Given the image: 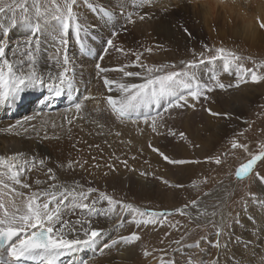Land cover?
<instances>
[{"label": "bare ground", "instance_id": "bare-ground-1", "mask_svg": "<svg viewBox=\"0 0 264 264\" xmlns=\"http://www.w3.org/2000/svg\"><path fill=\"white\" fill-rule=\"evenodd\" d=\"M143 2L145 4L147 0H131L130 7L129 5H126L125 9L119 10L122 14V17L127 20L130 12L134 13L135 16L138 9L143 5ZM175 2H178V7H180V2L190 3V6H187L185 8L190 13L192 12V17L196 18L198 22H200V24L202 23L204 25H209L210 22L213 23L217 19L218 21H222L224 27L228 30L229 35H231V38L235 42V44H238L240 46H247L254 49L258 45H261L264 41V29L260 28L258 22V19L259 21H264V0H179ZM184 6H186V3ZM86 8L88 9V11L84 10L83 13H81L80 11L78 13L76 12L78 21L82 25L83 30L81 31L79 37L77 39H74L73 43L68 42L67 45V54L72 61V68L74 69L72 72L73 90H66L60 96H55V94L49 91L46 87L28 88L21 92L14 101L9 100L4 104H0V155L11 156L15 153H23L24 158L29 160L35 157L37 162L36 167L31 168L30 171H26L24 178L26 179L27 183L32 185V191H35L37 189L42 191L49 186V183L45 181L46 188L35 184V181L38 179V172H40V174L42 175H44L45 173L41 168L42 165L39 164V160H44L45 165L48 164L50 166H55L56 169H54V171L58 170L60 172L58 173L59 176L56 175L57 180L52 182H56V184L68 183V181H66V176H64L66 175V173L64 174L62 172L65 170L64 172H70L71 174H74V170L67 168V162H65L64 159H67L68 157L60 153L63 151H70L75 153L76 157H78L75 148V145L77 144L78 150L84 151L82 152L84 153V155L81 154V157L79 156V158H81L82 163L85 162L84 168L86 167V169L89 170H87L88 172L86 173L83 172L84 175L79 172L73 177L81 179L85 177L87 179V181L83 184V190H87L95 183H98L99 185H104L113 190H122L127 195V197H129L128 199L136 198V203L138 204L146 203L145 200L147 198L150 199L155 196L162 198L165 196V191L163 190L164 188H161L163 187L164 183L160 182V180L151 179L149 177L150 172L148 170L146 171L144 169L145 167L143 168V162H145L148 166L150 164L152 166L153 163H151V161L154 162L153 165H156L158 163L161 164L160 166L166 165L165 163L167 161H165L157 152L153 151V148H159L170 158L172 154L176 155V153H180L181 151L179 152V149L182 148L186 150V154L184 157L190 158L192 154L196 152L191 149V145L182 144L184 141H181V144L176 145V136H179V133L183 132L185 135L186 133H189L193 137L196 131H199L200 127V129H202L203 126L204 130H206L207 132V135H209L203 140L201 148H199L197 151L199 154H203L205 153V151L207 152L210 149L212 150L217 142L222 141L223 137H225L224 135L227 128L229 129V124L232 122L229 121V119L224 120L225 117L223 115L218 117L208 116L203 120L201 119L203 122L196 121L201 117V115L199 114V110H195L197 102H194L191 99L189 100V105L194 103L195 106H189L187 115H181L179 118L175 119L173 121L174 126L167 125V122H172V120H168V117L171 115V109L167 112L164 111L166 107L165 103H162L160 106H154L150 108V110L154 108L159 109L158 112L162 117V122L158 120L159 126L156 133L152 132L150 123L145 124L143 122V119L120 120L117 119L113 113H111L113 122L108 123L104 121V110H107L106 97L110 94L119 95V93L115 90V94L114 92L108 91L107 86H105L103 83L104 75H107L108 79L122 80L123 82L132 83H139L141 82V79L137 77L125 78L122 76V74H116L113 71L105 74L99 73L98 69L95 67L97 64H99L101 68L109 69H114V66H116L111 62L113 57L111 58L108 56L107 62L106 59L104 61H98L99 57H97L98 55L101 56L100 54L102 49V40L99 39V34H103L106 36L107 33L112 34V29L116 27V25H114L116 23H114L113 21V18H116V12L109 10L110 12L114 13L113 15L107 16L110 19L109 20L100 11H97V9L108 10V8H106L105 6L101 7V5L99 6L95 4H89ZM90 12L97 17L92 16V20ZM152 12L155 13L153 15H151V13L146 14L150 17L148 23L150 29L152 30L151 35H143V32L141 33L140 31L142 29V25L137 26L138 33L140 32V34L139 38L138 33L136 36L139 39L138 42H140V40L142 39L145 45L143 46L144 49H153L155 46H157L156 44H154L156 42L163 43L165 45H172L171 47L175 45L181 46L182 48L187 46V49H189L193 45V42H196L192 39L194 38V35L192 33L191 36H188L183 32L184 27L183 29H181L183 24L180 27L181 30L175 28V26L173 25L175 23L173 19H169L167 16H165L168 15L170 18H174L175 14H179L177 10H173L168 13H164L161 10H155ZM0 18L3 27L9 29V49L7 51L8 58L26 60L27 58L22 56L21 53L23 52V41L30 35L29 28L23 23H17V25L13 27L10 18H7L5 16H1ZM180 20L182 19L180 18ZM191 23L193 24V22ZM88 25L90 27H88ZM42 29L43 30L40 33L41 45L40 51L38 53V62L35 67L37 68L38 72L44 74L45 79H47V74L49 73V71H45V68L47 66L52 67V69H50L52 72L50 73L54 76L58 73L54 72V70L57 71L60 70V68L55 62V56H50L48 54L52 50V48L51 50L47 48L50 44L48 40L47 42L44 41V47H46V51L48 53L46 54L43 52L44 47L42 38L44 39V35L46 34L49 37H51L50 35L52 34L58 35L59 26L56 22H53L49 25L47 24V26H45V24L42 25ZM1 31H3V29H0V32ZM113 31H115V29H113ZM125 34L126 33L118 35V37H120V40L123 42V37L125 36ZM93 35L94 37L98 36L96 40L90 39ZM110 37H108L107 39H109ZM112 38H114V36ZM143 38L146 39L143 40ZM56 39L57 36H54V43H56ZM107 39H105V42ZM127 42L129 41H126V43ZM17 43L21 44L20 48L16 47ZM132 44L134 47H139L137 44H135V42H133ZM80 45L84 46L86 51H80ZM126 45L124 44V46L122 47H125V49H127L128 47ZM139 49L141 48L139 47ZM12 52H16L17 56L13 57ZM103 56L105 57V54ZM125 56L126 55H124V57ZM131 59L134 58H131L130 56V62ZM93 62L96 63L92 65ZM221 64L223 65V63ZM219 67L221 68V65H219ZM232 68H230L231 72ZM197 71L200 70L197 69ZM212 75L215 74L213 72L208 73L206 71L198 73V76L200 77V80L202 82H204L203 80L205 78H208L207 82H210V77ZM230 92L232 94L233 91ZM234 93L231 95V100L226 98L225 100L223 99L225 93L223 94V97L216 96L218 97L217 100L220 103L217 102L218 105L216 104V106L212 107L215 110H218L217 113H226L228 107L231 110L229 112L231 116H234L233 114H231L232 112L237 114L245 112V109L248 108L247 106L248 102H250L249 100L253 97H250L248 91L244 92V94H241L240 96H236V93ZM83 96L95 97L96 99H88V102L84 101V106L79 112H77L74 107L70 109L64 108L71 97H76L78 102H80L81 100H83ZM233 97H236L235 100H233ZM237 101H239V104H241V106L238 105L240 106L239 110L234 111L236 108L235 106L237 105L234 103H238ZM45 104L53 107L54 109L46 112V110L40 108L41 105ZM28 116H33L34 119L31 121H25V117ZM75 119L76 121L73 123V126H71L70 124ZM18 120L21 121L20 125H16V121ZM143 124L145 127L147 125V130L141 128V125ZM10 125L16 126L10 128ZM67 125H69L68 129H71L72 132L66 137L62 132H64V127H67ZM72 128H75V130H73ZM43 130H46L44 139L40 137V135H43ZM170 130L177 133V135H170ZM93 131L95 133H93ZM29 140L31 141L29 142ZM23 142L25 144L29 142L30 146H25ZM104 142L106 143V147L108 146V149L111 153L106 150L105 156L108 158L103 157V164H100L96 157H93V159L91 158L92 156L97 155V153H94L96 149L95 151H92V146L94 147V145L96 146V144H99V146L101 144L103 146ZM70 145L72 146L69 150ZM149 145H151V147ZM181 155L183 154L181 153ZM67 156L69 155L67 154ZM68 160H70V158ZM124 161L127 162V166H125V164L123 163ZM60 165H65V167L62 168L60 167ZM192 165L193 164L184 168L186 171V173H184V176H181V173L174 179L172 178V180L169 175H163L162 179L164 180L165 178L172 184L175 181L183 182L184 178L190 181V177L192 178L193 173L191 170L194 167V165ZM98 167H100V169L103 171L100 172L99 169L98 172L96 170L98 169ZM33 169H36L37 171ZM86 169L84 171H86ZM3 170L4 166L0 165V171ZM73 185V183H68V186ZM222 187L223 186L215 187L213 191L208 192L210 193L209 196L222 197V194L224 192V189H222ZM21 190L25 192L29 191L26 189ZM97 196L98 193H92L89 199H95L97 198ZM174 197L175 195H173V201L178 202ZM256 197H258L259 200L262 198L263 201H258V203L250 202V205H247L242 211V213L245 214L240 213L243 216L241 217L240 215V217L246 219L239 220L240 217L238 216L239 218L237 217L234 221L235 223H233L232 225V231L230 230L232 232L231 235L224 239V242L219 239L221 246L219 247V254L214 259L216 260L218 258V264H264V180H262L261 182L259 181V191L256 194ZM205 198L206 197L204 196L203 199ZM251 203L253 205H251ZM104 205L107 206V203L103 202L101 204H98L97 207L100 209H104ZM200 205H202V203L198 202V208ZM50 207L52 206L50 205ZM198 208L191 207L193 212L198 211ZM83 214L86 219H90L91 223H94L91 224V227L107 226L110 227V231H104V236L102 235L97 239L96 244H98L100 248L97 249L95 246H92L90 248L82 249L79 252L72 254L71 256H62L59 258L58 264H64V262H69L71 259L75 261L79 258L87 260L88 264H139V262L143 259V253L145 249L142 246L143 243H141V240L132 244L122 242L119 244V246H112V248L110 249H104L103 254H101V249L103 248V245L105 243L110 244L112 239H118L119 236H127L134 231L131 230L127 231V233H120L122 230L117 229L125 226L126 222L124 220H119L114 223L115 225L113 227H111V223H109V221L111 220H109L107 217H113V219H115L122 216V219H126L129 216H132L131 213L122 212L121 214L118 213L117 215L105 216L103 212H100L98 215H87L86 213L81 212V210L79 209L75 210L74 212L66 211L63 215V219L67 220L68 224L64 228L68 227L69 224L77 225L78 227L77 229H75V231H73L72 229L70 233L67 232L65 234L66 239H84L82 228L88 227V225L84 223ZM77 220H80L81 224H76ZM221 220L222 222H224L225 215L221 218ZM130 221L132 222L131 218ZM247 225L249 226V229L248 227L246 229ZM58 227L59 225H57V228ZM236 231L237 233H235ZM190 245L191 244L187 245L185 249H187L186 253H188V255H195V257L191 258V262H194V264H210V262L213 261L211 260L208 263L206 258L202 257L204 256V254L201 250L195 252V254L193 255L194 249H192L193 247H190ZM243 249L245 250L243 251ZM233 252H235V254ZM238 253L242 254L238 255ZM178 255L181 256L180 252L178 253ZM157 257L158 256H156V254L149 255L147 258V264H159L161 261L159 258L157 259ZM64 258H67V260L65 261ZM183 262H185V259L183 260ZM186 262H189V260H186ZM178 263L180 264V260H177L176 264Z\"/></svg>", "mask_w": 264, "mask_h": 264}, {"label": "snow or ice", "instance_id": "snow-or-ice-1", "mask_svg": "<svg viewBox=\"0 0 264 264\" xmlns=\"http://www.w3.org/2000/svg\"><path fill=\"white\" fill-rule=\"evenodd\" d=\"M77 0H11V3H6L5 0H0V15L10 18L11 24L15 27L17 21V11L22 13L20 18L21 23L26 25L30 30V35L23 41L22 56L27 59H9L7 51L9 49L8 34L9 29L4 28L0 32V104H4L9 100L14 101L17 96L28 88H47L53 92L55 96H60L66 90H73V68L72 61L67 54L68 39L67 34L73 26L77 37H79L82 25L78 21L77 13L74 11V6ZM104 16H110L114 13L107 9H97ZM129 23H135L131 15L128 16ZM140 20H144L145 16H140ZM50 21L59 23V32L57 35V55L55 62L60 70L54 76L50 72L45 75L38 72L35 67L38 62V53L40 51V33L42 25L48 24ZM259 26L264 29V21H259ZM187 32V29H185ZM115 35V33H113ZM190 35V33H189ZM17 48L21 47L20 43L16 44ZM113 39L106 40V47L103 53L107 54L108 49L114 48ZM205 51L208 53L214 52L213 55H205L201 52L200 59L190 61H181L182 67L178 71H169V67L175 65H146L141 62L142 53H135V61L133 66L139 67L142 71H128V65H120L117 68H101L96 65L99 73L105 74L110 71L119 72L125 78L137 77L141 79L139 83L123 82L122 80L108 79L107 75L103 77V83L107 86L109 92L114 90L119 95H108L106 97L107 111L113 113L117 119L123 120L131 118L134 114L140 113L141 109L160 106L166 104L164 109L167 112L170 109H182L186 106L194 107L195 104L189 105V100L198 102L201 98H207V93L215 88L225 89L239 87L242 83H247L250 77L251 82L259 84L264 82V73H260L258 68H264V64L258 68H245L241 62L242 57L224 47L209 48L204 45ZM117 51L123 53L124 49L119 48ZM131 50H129L130 52ZM146 51L151 52L148 48ZM12 56L16 57L17 53L12 52ZM101 55L99 59L103 60ZM248 59H251L250 57ZM217 60L224 62V70L232 67L236 68L237 81L235 84L225 85L220 81L219 75H212L210 82H202L196 74V69L205 63H215ZM88 99H96L95 97L85 96L80 102L74 104V108L79 112L84 101ZM213 116H225L230 118L229 113H217L208 109ZM33 116L25 117V121L33 120ZM143 122L150 123L153 133L157 132L158 120L162 122L161 114L158 112L156 116L143 115ZM21 121H16V125H20ZM16 125H10V128ZM170 135L175 136L177 133L170 130ZM181 138H185L183 132L179 133ZM151 147V145H149ZM233 149H242L248 152V145L240 143L233 139L231 142ZM98 147V146H97ZM165 161L172 165H186L192 163H200V161H190L185 159H171L159 148H153ZM250 158L246 162L241 163L235 171V177L239 180L249 178L253 175L257 179L264 180V176L259 173H254L255 166L259 162H264V146L262 150L256 154L249 153ZM206 161H214L220 165L222 160L217 157H206ZM36 159L31 160L24 158L23 153H15L11 156L0 155V165L4 166V170L0 171V248H4L8 259L0 258V264H21V261L40 260L41 264H58L60 257L79 252L82 249L94 246L97 239L103 235L104 230L91 227V221L85 220L84 223L88 227L82 228L84 239H66L64 235V227L68 224L67 220L63 219L64 213L74 212L79 209L87 215H98L103 212L105 216L117 215V209L121 212L132 214V222L139 226L163 224V218L171 215L169 212H157L152 210H141L131 203H124L114 199L112 196L104 192H99L97 198L89 199L91 194L97 192L95 188L89 187L83 190L82 185L74 183L73 186L51 183L44 190L32 191V185L26 182L25 173L31 168L36 167ZM44 160H39L40 165H44ZM127 166V162H123ZM79 164V161L69 160L67 168L72 169ZM83 167L82 164H79ZM65 167V165H60ZM47 174L50 181H56L57 177L52 168L47 169ZM45 183L37 179L36 185ZM163 183L168 184L167 180ZM195 186V182H193ZM174 188H182V184H172ZM21 189L29 190L27 192ZM106 202L108 207L100 209L97 207L99 203ZM191 207L198 208V200L190 202ZM50 205L52 207H50ZM190 205L185 204L180 208L175 209L176 213L188 215L186 211ZM139 217V218H137ZM76 224H81L80 220ZM57 225L59 227L57 228ZM75 231V229H73ZM224 229L223 226L218 228L216 235L219 238ZM141 236L138 232L133 231L127 236H119L118 239H112L111 243H105L101 249L103 254L104 249H110L119 243L125 242L132 244L140 241ZM179 243V241H177ZM219 248L220 241L217 239L214 244ZM190 247H199V242ZM144 255L148 256L151 253L145 251ZM69 264H76L75 261ZM79 264H88L87 260H81ZM163 264V261H161ZM168 264H175V261H169ZM190 264L194 262L190 261ZM210 264H218V258L210 262Z\"/></svg>", "mask_w": 264, "mask_h": 264}, {"label": "rangeland", "instance_id": "rangeland-1", "mask_svg": "<svg viewBox=\"0 0 264 264\" xmlns=\"http://www.w3.org/2000/svg\"><path fill=\"white\" fill-rule=\"evenodd\" d=\"M175 1H179V0H147V2L145 4L143 2L142 3L143 5L138 9L137 14L135 16H134V13H132V12H130V14H129V15H131V17L135 21V23L127 22L128 19L126 20L125 18H123L122 14L119 11L120 9H125L126 5H129V7H130L131 0H111V1L110 0H77V4L74 6V9H75L74 11L77 13L79 11L81 13H83L84 10L88 11V9L86 7L89 4H95V5H99V6L101 5V7L105 6L106 8H108V10L116 12V18H113L114 23H116V24H114V25H116V27L113 28V29H115V31H113V29H112V31H111L112 34L107 33V36L103 35V34H99V39L102 40V43H101L102 49H101L100 55H102L103 49L106 47L105 39H107L108 37H110L112 35L110 38L113 39V44L115 45V47L108 49V52H107V54H105V57L103 58L102 61H104L106 59V62H107L108 56L111 58L113 57L111 62L113 65H116V66H114L115 68H117L120 65H128L129 66L127 68L128 71H134V70L142 71V69H140L139 67L133 66V62L135 61V55H133V54L135 52H137V53H142L141 62L145 63L146 65H149V66H151V65H163V64H168L170 66L175 65V67H169L167 70L178 71L182 67L181 61H190V60H194V59H200L201 57L199 56V54L201 52H205L206 56L215 54L214 52H212V53L206 52L204 45H207L209 48H213V49L218 48V47H224L228 50H232V51L238 53L243 58L241 62L244 64L245 68H248V69L258 68L259 65L264 64V41L261 45H258L254 49L247 47V46H240L238 44H235V42L231 38V35H229L228 30L224 27L222 21H220V20L218 21V19H217L213 23L210 22L209 25H204L202 23L200 24V22H198V20L196 18L192 17V15H193L192 12L190 13L185 8L187 6H190V3L185 2L186 6H184L185 3L180 2L179 3L180 7H178V2H175ZM5 2L11 3V0H5ZM42 2H43V0H42ZM29 3H31V0H29ZM123 6H124V8H123ZM155 10H161L164 13H168V12H171L173 10H177L179 12V14H175L174 18H170L168 15H165V16H167L169 19H173V21L175 22V23L173 22L174 23L173 25L175 26V28L180 29L181 25L183 24L184 26L182 25L181 29H183V27H184L183 32L188 36H191V33H192L194 35V38H195V39L194 38H192V39L194 41H196L195 42L196 44L193 42V45L189 49H187V46H185L183 48L181 46H178V45L171 47L172 45H165L163 43L156 42L154 44H156L157 46H155L151 52L146 51V49H144V47H143L145 45H144L141 38H140L141 39L140 42H138L140 32L138 33V27L137 26L142 25L141 26L142 29L140 31H141V33L143 32V35H145V36L151 35L152 30L150 29V26L148 23V20L150 19V17L147 16L146 14L151 13V15H153L155 12H152V11H155ZM187 11L189 12V14ZM90 15H91L92 20H93L92 16L97 17V16L93 15L91 12H90ZM187 15H188V17H187ZM1 16L2 15H0V17ZM21 16H22V13H20L18 10L17 11L18 23H21V22H19ZM140 16H145V19L140 20L139 19ZM178 16L182 20H180V18ZM106 18L109 19L107 16H106ZM119 18H121V19H119ZM191 22H193V24ZM195 22H196V24H195ZM51 23H53V22L50 21L48 23V25ZM56 23L59 26V23L58 22H56ZM0 25H2L1 24V18H0ZM45 26H47V24H45ZM88 27H90V26L88 25ZM185 28L187 29V32L184 31ZM0 29L2 30V28H0ZM74 31H75V27L73 26V28H71L67 34V39H68V42H70V43L71 42L73 43L74 39L78 38ZM134 32H136V33H134ZM113 33H115V35H113ZM123 33H126L125 36L123 37L124 42L120 40V37H118V35H121ZM137 33H138V38L136 36ZM189 33H190V35H189ZM195 35H197V36H195ZM50 36L51 37H49L47 34L44 35V39L42 38V41H43V47H44V41L47 42V40H48V42H50V44L47 48L50 50L52 48V50L51 51L49 50L50 53H48L46 51V47H44L43 52L46 54L48 53L50 56L51 55L56 56L57 55V46H56L57 44L54 43L53 37L57 36V35L52 34ZM113 36H114V38H112ZM97 37L98 36L94 37V35H93L92 38H90V39L96 40ZM145 39L143 38V40H145ZM125 40L129 41V42L126 43ZM133 42H135V44H137L141 49H139V47H134L132 44ZM124 44L125 45L127 44L126 45L128 47L127 49H125V47H122V46H124ZM177 46H178V48H177ZM119 48H123L124 52L121 53V52L116 50ZM81 49H82V47H81ZM129 50H131L132 53L129 52ZM103 55H104V53H103ZM124 55H126V56L124 57ZM130 56H131V58H134V59H131V62L129 60ZM97 57H100V56L98 55ZM127 57H128V59H127ZM249 57L251 59H248ZM122 58H124V59H122ZM98 61H101V59H99ZM220 61H221V63L224 64V62L222 60H217L215 63H205V64H202L203 66L200 65L197 68L200 71H197V69L195 70L196 74L198 75V73H202L204 71H206L208 73L213 72L215 75H219L220 81L222 83H224L225 85L235 84L237 81V78H238L236 75V71H237L236 68L233 67L232 72L230 71V69H229V71L224 70L223 65L220 63ZM94 63H96V62H93L92 65ZM212 64H214V65H212ZM219 65H221V68L219 67ZM213 67H216V68H213ZM50 69H52V67L47 66L45 68V71L52 72ZM58 71L59 70H57V71L54 70V72H58ZM258 71L260 73H264V68H258ZM115 73L121 74L119 72H115ZM247 79H248V82L242 83L239 87H232V88H225V89L215 88L213 91L207 93L206 99L202 97L201 100L196 103L195 110H199L200 111L199 114L201 115V117L199 119H197L196 121L203 122L202 120L204 118H206L208 116L209 117L213 116L210 114L208 109H211L212 106L214 107V106H216V104L218 105V103H220L217 100L218 97H216V96H222L223 97V94L225 93L223 99L225 100V98H226V99L231 100L232 99L231 95L234 93V91L236 93V96H240L241 94H244V92L248 91V93L250 94V97L251 96L253 97L249 100L250 102H248V106H247L248 108L245 109V112H242L239 114L232 112L231 114H233L235 117L230 115V118L224 116L225 117L224 120L229 119V121H231L232 123L229 124V129L227 128L226 133L224 135L225 137H223L222 141L217 142L215 144V147L212 150L210 149L211 151L210 150H208L207 152L205 151V153H203V154H199L197 152L198 149L201 148V144H202L203 140L209 136V135H207V132H206V130H204L203 126H202V129H200L201 128L200 127L199 131H196V133L193 137L189 133H186L185 138H181L180 136H176L177 137V139L175 141L176 145L181 144L180 142L184 141L182 144L191 145V149L194 150L196 153H193L190 158H187V157H184L186 154V150L180 148L179 152L180 151L181 152L176 153V155H174V154H172V156L170 155L171 158L172 159H185V160L189 159L190 161L198 160L201 162V163H192L194 165V167L191 170L193 173H192V178L190 177V181H188V180H186V178H184V181H183L184 183L180 182V181L179 182L175 181L173 183V184H182L183 185L182 188L177 189V188L172 187L171 182H169L168 184L164 183L163 187H161V188H164L163 190L165 191L164 197L161 198V197L155 196V197L150 198V199L147 198L145 200L146 203L138 204V203H136V198L135 199H133V198L128 199L129 197H127V195L122 190H118V189L113 190V189L108 188L104 185H99L98 183H95L91 187V188H95L98 190L97 192H94V193H99V192L107 193L108 195L112 196L114 199L122 201L124 203H131L134 206L136 205L135 207H138L141 210H152V211H157V212L172 213L171 215H168L167 217L163 218V220H164L163 224L158 223L156 225H146V226H139V227L137 225H134L130 221V218L132 219V216H129L126 219H122V216H120L119 218H115V219H113V217H107L109 220H111V221H109V223H111L110 224L111 227H113L115 225L114 223L116 221L124 220L126 222V225L118 228L117 230H122L120 233H127V231H131V230L138 232V234L141 236V243H143L142 246L145 248L144 253H145V251H147L148 253H151L154 255L156 254V256H158L157 259L159 258L160 261H163V264H168L169 261H175V264H176L177 260H180V264H190L189 262L192 261L191 258L195 257V255H194L195 252H198L200 250L204 254V256H202V257H205L208 263L211 260H214L215 257L219 254L218 253L219 248L214 246L215 241L217 239H220L221 241L224 242V239H226L227 237H229L231 235V233H232L231 228H232L233 223H235L234 222L235 219L238 216L240 217V215H241V217H243L242 214H245V213H242V211L245 209V207L247 205H250V202L258 203V201L259 202L263 201L262 198L260 199L261 200L260 201L259 198L256 197V194L259 191V181L261 182L262 180L257 179L255 177V175H253L249 178L242 179V180H239L235 177V171L238 168V166L241 163L246 162L247 159L250 158L249 153L256 154L259 151H261L262 146H264V82L256 84V83L251 82L250 77ZM203 81L207 82L208 78H205ZM230 91H233L232 94ZM113 92L115 94V91H113ZM254 94H256V95H254ZM229 96H230V98H229ZM84 97L85 96H83L82 99H84ZM235 98L236 97H233V100H235ZM86 101L88 102V100H85V102ZM237 102L238 103H236V102L234 103V104H237L235 106L236 108L234 107L235 108L234 111L239 110V108L241 106V104H239V101H237ZM238 105H240V106H238ZM213 107L211 109L212 112H214V111L218 112V110H215ZM173 110L174 109H171V115L168 117V120L171 119L172 122L166 121L168 123L167 125H169V126H174L173 121L175 119L179 118L181 115H187V113L189 111V106H186L182 109H175L174 111ZM230 111L231 110L228 107L226 113H229ZM237 115H238V118H237ZM242 115H243V117H242ZM213 117H215V116H213ZM219 118H221V117H219ZM103 119H104V121H106L108 123H112L113 117L111 116V112L104 110V118ZM75 121H76V119L73 120L70 125L73 126V123ZM68 126L69 125H67V127H64V132H62L65 134L66 137L68 134H70L72 132L71 129H68ZM146 127H147V125H146ZM146 127L144 126V124L141 125L142 129L147 130ZM150 127H151V125H150ZM72 129L75 130V128H72ZM93 133H95V132L93 131ZM42 134L43 135L42 136L40 135V137L44 139L45 135H46V130H43ZM199 136H201V137H199ZM233 139L238 140L240 143L247 144L248 145V152H245L242 149H233L231 146V142ZM30 141L31 140H29V142ZM29 142L27 144H25L24 142L23 143L25 144V146H30ZM71 146L72 145H70L69 150L71 149ZM75 148H76V152H77L78 157H76L75 153L70 152V151H68V152L63 151L60 154L68 157L67 159H64L65 162H68L69 158L71 160H75V161L80 160L79 164L81 163L83 165V167H80L78 164L74 168H72L74 170V174L73 173L71 174L70 172H64L65 170L62 173H64V174L66 173V175H64V176H66V178H67L66 181H68V183L70 182L73 184L75 183L77 185L84 186L83 185L84 182L87 181V179L85 177H83L82 179L81 178H73L74 175L79 173V172L84 175V173L89 171L88 169H86V167L84 168L85 162L82 163L81 158H79V156L81 157V154L84 155V153H82L84 151H82V150L79 151L77 144L75 145ZM95 149H96V151H95ZM106 150L108 152H110V150L108 149V146L106 147L105 142L103 143V146L101 144H100V146H99V144L98 145L96 144V146L94 145V147L92 146V151H95L94 153H97V155L92 156L91 158L93 159V157L94 158L96 157V159H98L99 163L103 164V157H106L105 156ZM181 153L183 155H181ZM67 154L69 156H67ZM217 155L222 160V163L220 165L215 164L214 161H206L205 160L206 157H217ZM106 158H108V157H106ZM151 163L154 164L153 161H151ZM145 164L146 163L143 162V168L145 167L144 169L146 171L148 170L150 172L149 177L151 179H154V180H160V182H162V183L164 180H166L165 178H164V180L162 179L163 175H169L171 177V179L172 178L174 179L177 175H180L181 173H182L181 176H184V173H186L184 168L191 165V164H186V165H179L178 166V165L169 164L168 162L165 163L166 164L165 166H163V165L160 166L161 164H159V163L156 165L152 164V166H151V164L149 166L147 164L146 165ZM46 165L44 164V166L43 165L41 166V168L43 169V172H45V173H44V175H42V174H40V172H38L39 173V174H37L38 179L41 181H44V182L46 181L49 184L56 183V182L50 181L48 174H47L48 168L52 167V169L54 170V169H56V167L52 166V165L50 166L48 164H46ZM66 165H67V163H66ZM195 165H197V166H195ZM148 167H149V169H148ZM85 169H86V171H84ZM99 169H100V167H98V169H96V170L99 172ZM33 170H36V169H33ZM101 171H103V170L100 169V172ZM178 171H179V173H178ZM205 171L208 173H206ZM33 172H35V171H33ZM54 172H56L55 175L59 176L58 173H60V172L58 170H55ZM71 172H73V171H71ZM254 173H259L261 176H264V162L258 161L257 165L255 166ZM68 175H70V176H68ZM82 180H83V182H82ZM193 182H195V186L193 185ZM68 183H58V184L68 185ZM40 186L46 188L45 183L40 184ZM217 186L218 187L223 186L222 189H224V192L222 194V197H219V196L210 197L209 196L210 193H208V192L213 191L215 189V187H217ZM173 195H175L174 198L177 199L178 202L173 201V199H172ZM204 196L206 197L205 199H203ZM199 198H202V199H199ZM254 199H255V201H254ZM193 200H198V202L202 203V205L199 206L198 211L193 212V210L191 209L190 202ZM252 203H251V205H253ZM99 204H101V203H99ZM185 204L190 205V207L186 210L189 213L188 215H181V214L175 212V209L180 208ZM107 206L104 205V209H105V207L107 208ZM117 212L120 214L122 213L119 208L117 209ZM240 213H242V214H240ZM224 215H225V220H224V222H222L221 218ZM241 217L239 218V220L246 219V218H241ZM83 219H84V221L90 220V219H86L84 217V214H83ZM91 224H94V223H91ZM221 226H223L224 231H223L222 235L218 238L216 235V232H217L218 228H220ZM93 227L101 228L107 232L110 231V227H107V226H99V227L93 226ZM247 227L249 229L248 225L246 226V229H247ZM77 228H78L77 225L69 224L68 227L64 228V235L67 232L70 233L72 229H77ZM235 233H237V231ZM120 235H123V234H120ZM177 241H179V243H177ZM197 242H199V244H201V245H199V247H193L192 248V249H194L193 250L194 256H192L191 254L188 255V253H186L187 249H185L186 246L189 244L195 245ZM119 244L115 245L114 247L119 246ZM94 246L97 249L100 248V246L98 244H95ZM244 250L245 249H243V251ZM95 252H96V250H95ZM179 252H180L181 256L178 255ZM144 253H143V259L139 262V264H147V258L149 255L146 256V255H144ZM233 253L235 254V252H233ZM240 254H242V253H238V255H240ZM184 259H185V262H183ZM64 260L66 261L67 258H64ZM69 260H70V258H69ZM186 260L187 261L189 260V262H186ZM159 264H161V262ZM195 264H197V263H195Z\"/></svg>", "mask_w": 264, "mask_h": 264}, {"label": "water", "instance_id": "water-1", "mask_svg": "<svg viewBox=\"0 0 264 264\" xmlns=\"http://www.w3.org/2000/svg\"><path fill=\"white\" fill-rule=\"evenodd\" d=\"M100 229V228H99Z\"/></svg>", "mask_w": 264, "mask_h": 264}]
</instances>
